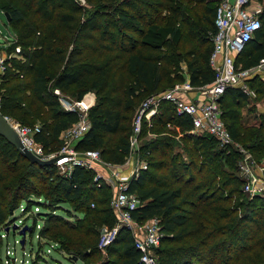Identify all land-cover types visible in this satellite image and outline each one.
Returning <instances> with one entry per match:
<instances>
[{
    "label": "trees",
    "instance_id": "1",
    "mask_svg": "<svg viewBox=\"0 0 264 264\" xmlns=\"http://www.w3.org/2000/svg\"><path fill=\"white\" fill-rule=\"evenodd\" d=\"M0 8L8 13L16 33L7 51L19 46L23 52L22 60L12 59L0 75V112L27 125L41 118L35 140L47 148L77 118L59 106L55 88L74 87L78 99L87 91L96 94L88 111L90 126L76 148H100L108 162L122 163L130 150L128 127L123 124L129 121L126 111L139 96L164 90V82L170 87L185 76L194 86L213 79L208 61L215 5L210 1L96 0L82 16V7L72 0H4ZM104 9H111L112 17L106 21L98 19ZM259 17L260 27L235 56L241 67L255 65L264 56V9ZM181 60L186 63L185 76L178 73ZM24 91L32 96L28 105ZM247 99L240 88L227 87L219 99L221 117L231 137L260 160L264 112L244 124L240 108ZM167 122L178 127L180 141L175 139L177 131L165 127ZM191 126L190 116L175 115L166 100L150 125L143 122L141 135L147 130L155 135L143 138L138 148L147 168L129 181L128 189L141 201L132 217L139 223L160 219L164 236L156 247L157 264H235L246 255L264 264V197L248 199L241 190L237 150L219 145L206 132L186 133ZM179 146L182 152L174 150ZM87 171L75 166L64 177L53 163L30 162L0 136V227L22 200L26 211L35 197L43 198L35 200L40 205L67 202L81 216L69 222L49 215L60 223L46 224L39 234L72 250L77 260L88 257L93 253L89 248L97 249V227L112 226L115 217L109 186L97 184ZM106 251L113 261L106 264H142L126 227L118 230Z\"/></svg>",
    "mask_w": 264,
    "mask_h": 264
},
{
    "label": "built area",
    "instance_id": "2",
    "mask_svg": "<svg viewBox=\"0 0 264 264\" xmlns=\"http://www.w3.org/2000/svg\"><path fill=\"white\" fill-rule=\"evenodd\" d=\"M259 15L260 9L255 6L254 0H216L213 30L209 32L211 42L209 65L213 70V79L207 84L194 86L185 77L169 88L145 97L132 121V133L129 136L131 156L138 149L136 139L141 125L143 122L150 125L152 116L159 111L160 102L166 100L172 103L175 115L190 116L192 126L188 133L206 132L219 145L237 150L241 155L236 162L237 174L242 180L241 190L250 198L264 197V158L256 160L245 147L231 137L222 120L219 103L221 95L230 86L240 88L248 97L250 95L248 79L253 75L264 76V57L257 64L249 67L235 64L236 54L244 48L260 27ZM7 38H10L11 43L15 42L14 32L11 29H8ZM19 50L20 47L16 46L14 53ZM5 59V56L0 55V74L9 66ZM54 93H59V89L55 88ZM94 100L93 91H87L81 98L75 100L60 98L64 110L74 112L77 118L61 131L64 142L60 149L48 154L43 153L42 144L35 140V134L40 131L39 124L27 125L17 120L13 121L7 115L3 117L25 147L41 159L56 157L53 164L57 173L69 177L75 166L84 169L94 168L93 164L99 158L97 149H78L76 143L73 144L83 137L90 126L88 111ZM106 165L114 169L111 173L112 177L109 178L111 187L114 188L109 202L115 222L110 228L101 231L98 247L106 248L114 240L118 230L126 227L131 231L134 245L140 251L139 262L157 264L156 247L164 236L160 219L152 217L144 223L135 220L131 212L140 206L141 201L135 192L128 189L131 178H136L139 171L146 168L147 162L142 160L139 166L133 165L128 168V175L119 173L116 170L118 167L116 163H106ZM94 180L97 184H100L101 180L108 181L98 171L95 172ZM13 223L17 224L15 221Z\"/></svg>",
    "mask_w": 264,
    "mask_h": 264
},
{
    "label": "rangeland",
    "instance_id": "3",
    "mask_svg": "<svg viewBox=\"0 0 264 264\" xmlns=\"http://www.w3.org/2000/svg\"><path fill=\"white\" fill-rule=\"evenodd\" d=\"M75 3H77L78 6H81L83 12H81L80 16H82L83 14L85 15L84 12V8H86V12L88 11V9H92L93 5L95 4L96 0H91V2H88L87 0H72ZM210 1L212 4H216V0H207ZM4 2V0H0V4ZM254 4L256 7H258L260 9V12H262V10L264 9V0H254ZM101 6V5H100ZM110 12V14H109ZM107 14V15H106ZM110 17H112L111 15V9H104L102 10L101 14L98 16L99 20L102 21H106L108 20ZM8 29H11L14 32V37H15V41H16V33L15 31L12 29V27L10 26L9 22L6 20L3 11L0 8V43H5V51L7 52L6 54H4L3 56L6 57L5 61L8 62L9 66H11V61L12 59H18V60H22V50L20 48V50L16 53H14V50L12 51H7L8 47L11 44L10 38H6V37H2L6 34H8ZM2 38V39H1ZM9 41V43H8ZM207 45H204L203 48H205ZM173 47V46H172ZM210 46L208 45V48ZM209 52V50H208ZM238 55V53H237ZM236 55V57H237ZM264 57V56H263ZM209 62V61H208ZM237 65H240V63H237ZM178 73L181 74H187L186 72V63L185 60H181L180 62V66H179V71ZM1 75V74H0ZM255 76V75H253ZM252 76V77H253ZM257 77L250 82H247V84H249V92L250 95L248 96L247 102L243 104V106L240 108L241 110V121L244 122V124L246 125H250V121L254 122V117L253 114L255 112H264V76H260V75H256ZM186 77V76H185ZM251 78V77H250ZM249 78V79H250ZM24 79V78H22ZM113 79L116 81L118 80V76L116 75L115 77H113ZM28 80V76L27 78H25L24 81ZM165 89H167V87L170 85L167 82L162 84ZM172 86V85H171ZM169 88V87H168ZM75 88L72 87L70 90L68 91H61L59 90V93H54V89H53V94H55L57 96V99L59 101V106L63 108L61 102H60V98L64 97L66 99H70V100H75L78 98H75ZM163 91V90H161ZM2 89H0V95H1ZM160 92V91H159ZM95 94V93H94ZM21 99H23V101L25 100V98L21 95H19ZM24 96H27V100H26V104H30L32 102V96L30 93H28V91H24ZM147 97V96H146ZM144 96H139L136 101L134 106L132 107V110H127L126 111V116L129 117V121L124 124V126L128 127V130L126 132L130 134L132 133V121L133 118L136 115V110L139 107L141 101L144 99ZM97 99V96L95 94V100ZM94 100V102H95ZM94 104V103H93ZM35 106V103H34ZM7 116L9 118H11V120L15 121V120H19L16 116H14L11 113H7ZM41 118H38L36 121H34L35 124H41ZM247 119H249L247 121ZM20 121V120H19ZM147 125V124H146ZM148 126V125H147ZM142 127V125H141ZM165 127L168 128V130H174L175 132L177 131V134L175 135V139L177 141H180V135H182V133H178V127L173 124L172 122H167L165 124ZM130 129V132H129ZM189 130V129H188ZM188 130H186L185 132L188 133ZM142 130L140 128L139 134L137 136V143H138V148L140 145V142L142 141L143 138H152L155 134L154 132L147 130L146 132L143 133V135H141ZM108 140V144L107 145H111V141H110V136L107 138ZM64 142V138H62L61 136V132L59 133L56 142L52 143V145H48L49 148L45 147L42 144V151L43 153H53L56 152L60 149V147L62 146ZM79 141H74L73 144H77ZM72 144V145H73ZM174 150L180 151L182 152V148L176 147ZM99 151V158L96 162H94L93 167L94 168H90V171L86 172V175L89 177L90 176V172L92 171L93 174V180H94V175L95 172H100L104 178H107V180H105V182L103 181L106 185L109 186L110 188V197L112 196V194L114 193V188L113 186L111 187V184L109 182V178L112 177L111 173L112 171H114L113 168L108 167L106 165V163H111L108 162L106 160V155L104 153H102L101 149L98 148ZM141 152L137 149L134 154L131 153H127V155L124 158V161L122 163H116L117 164V168L116 170H118L119 173H123L128 175L129 173V169L130 167H132L133 165L135 166H139V163L142 160H145L143 158V156L140 155ZM264 156H262L260 159H263ZM147 168V166H146ZM143 168L140 171L146 169ZM139 171V173H140ZM58 174V173H57ZM95 181V180H94ZM96 182V181H95ZM97 183V182H96ZM184 184V183H182ZM186 190V189H185ZM184 190V194L186 193V191ZM248 196V195H247ZM252 198V197H251ZM32 199V198H29ZM248 199H250V197L248 196ZM34 200L35 204H32L28 210L26 211V209H22L24 208V204L26 200H22L19 205L13 210V212L10 214L11 217H13V221H15L17 223L16 228H12V226L15 224L13 223L11 217H7V224H4L3 226L0 227V241H1V246H0V259H1V263L2 264H106L107 261H110L113 263V261H111L108 256H107V251L106 248H100L98 247L99 244V240H100V236H101V231L104 228H110L111 226H98L97 230H98V236H97V241H96V246L97 249H88V252L93 251V255L90 254L88 257L83 258L77 260L76 257H74L75 255L73 253H71L72 250H68L65 249L64 246H60V244L58 242H54L52 240H47L45 239V237H41L39 234V230L42 229L46 224H59L61 219L57 220L56 218L52 219V214H58L62 219L68 220L69 222H74L76 220V218H78V216L80 215H76L75 211L73 209V207H71L70 204H68L67 202H63L60 203V200H57L58 202H52L49 201V203L46 204H36L38 201L35 200H39L42 202L43 198L39 199L37 197H35ZM110 200V199H109ZM61 206L65 207L66 209H63ZM109 206H110V202H109ZM37 207V209H36ZM115 217V216H114ZM25 222V223H23ZM114 222H115V218H114ZM23 224H26L27 226H34L33 230H27L24 236V242L23 244L20 243V239L21 236L20 234H18V230L19 228H21V226ZM114 225V223H113ZM112 225V226H113ZM8 228V230H5V228ZM248 255L243 256L241 258H239L238 261H236L235 264H260L258 263H254L250 258H246ZM109 259V260H108ZM115 262V259H114Z\"/></svg>",
    "mask_w": 264,
    "mask_h": 264
},
{
    "label": "water",
    "instance_id": "4",
    "mask_svg": "<svg viewBox=\"0 0 264 264\" xmlns=\"http://www.w3.org/2000/svg\"><path fill=\"white\" fill-rule=\"evenodd\" d=\"M6 20L9 22V15L7 12H3ZM0 136L4 137L9 143H11L18 152L27 158L30 162H34L40 165H47L52 164L57 158L51 157L49 159H41L37 155H35L32 151H30L27 147H25L22 142L20 141L18 135L16 132L12 129V127L8 124V122L5 120L3 115L0 112ZM10 214L12 213V210H9ZM18 225L14 224L12 228H16ZM31 228L27 225H22L21 228H19L18 234L21 235L20 243L23 244L24 242V236L27 230H30ZM5 230H8L6 227Z\"/></svg>",
    "mask_w": 264,
    "mask_h": 264
},
{
    "label": "crops",
    "instance_id": "5",
    "mask_svg": "<svg viewBox=\"0 0 264 264\" xmlns=\"http://www.w3.org/2000/svg\"><path fill=\"white\" fill-rule=\"evenodd\" d=\"M2 37H6L7 38V34L6 35H4V36H2ZM2 39V38H1ZM5 46V43H0V55H4V54H6L7 52L5 51V48L6 47H4ZM256 114H258V112H255L254 114H253V117H254V121H255V116H256ZM249 119H247V121H248ZM249 122V121H248ZM250 123H253L252 121H250ZM11 217V216H10ZM11 219H13V217H11ZM23 223H25V222H23Z\"/></svg>",
    "mask_w": 264,
    "mask_h": 264
}]
</instances>
